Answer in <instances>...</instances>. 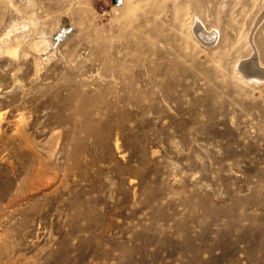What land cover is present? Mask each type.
Returning <instances> with one entry per match:
<instances>
[{"label":"rangeland","instance_id":"374dc122","mask_svg":"<svg viewBox=\"0 0 264 264\" xmlns=\"http://www.w3.org/2000/svg\"><path fill=\"white\" fill-rule=\"evenodd\" d=\"M259 10L0 0V262L264 264Z\"/></svg>","mask_w":264,"mask_h":264},{"label":"bare ground","instance_id":"6f19581e","mask_svg":"<svg viewBox=\"0 0 264 264\" xmlns=\"http://www.w3.org/2000/svg\"><path fill=\"white\" fill-rule=\"evenodd\" d=\"M263 20L264 0H260V10L253 19L247 33V42L250 46L249 56L247 59H239L241 61L236 63V68L243 74V76L247 77L248 79L263 78L261 76L264 75V62L262 61L260 50L256 44V32ZM191 32L198 42L206 45H216L220 40L219 30H210L204 26L202 27V22L198 19L193 21L191 25ZM87 126L90 130L94 129L91 123H88Z\"/></svg>","mask_w":264,"mask_h":264}]
</instances>
